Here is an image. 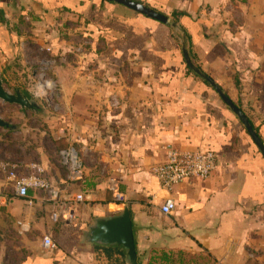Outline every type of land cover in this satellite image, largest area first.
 I'll return each instance as SVG.
<instances>
[{
  "label": "crops",
  "instance_id": "1",
  "mask_svg": "<svg viewBox=\"0 0 264 264\" xmlns=\"http://www.w3.org/2000/svg\"><path fill=\"white\" fill-rule=\"evenodd\" d=\"M134 1L176 26L108 0H0V78L22 61L24 44L35 45L52 58L61 108L41 116L43 130L26 125L22 108L16 121L0 112L12 126L0 128V264H111L105 249L114 248L128 264L122 248L87 238L97 219L124 207L136 264H264V156L182 54L184 46L264 143V0ZM58 140L76 149L81 179H67ZM27 147L33 162L20 153ZM168 147L212 150L215 169L162 189L152 167ZM2 163L18 175L42 166L65 201L82 194L73 220H52L63 209L41 202V191L17 196ZM166 198L170 215L159 208ZM45 235L55 248L43 246Z\"/></svg>",
  "mask_w": 264,
  "mask_h": 264
},
{
  "label": "built area",
  "instance_id": "2",
  "mask_svg": "<svg viewBox=\"0 0 264 264\" xmlns=\"http://www.w3.org/2000/svg\"><path fill=\"white\" fill-rule=\"evenodd\" d=\"M44 81L47 80L44 79ZM43 94L46 95L47 92L45 91ZM57 153L61 165L66 169L67 179H81L83 176L82 164L76 149L68 146L59 149ZM215 160L216 154L212 150H179L168 147L164 152V160L152 167V174L157 178L162 189L169 190L173 186L192 178L206 180L215 169ZM1 168L14 183L17 196L27 198L29 190L41 191L43 193L41 202L50 201L57 208L63 209L62 212L53 211L51 213L52 220H73V208L77 203L83 201L82 194L75 195L72 201H65L61 197L60 190L53 187L46 178L44 168L38 164L30 165V171L23 175H18L17 165L15 164L2 163ZM109 189L115 199L120 198L119 192L112 184L109 185ZM33 199L30 198L28 203L32 204ZM159 208L162 214L170 215L175 209V202L170 198H166ZM42 244L46 248H55L52 238L48 235L43 237Z\"/></svg>",
  "mask_w": 264,
  "mask_h": 264
},
{
  "label": "water",
  "instance_id": "3",
  "mask_svg": "<svg viewBox=\"0 0 264 264\" xmlns=\"http://www.w3.org/2000/svg\"><path fill=\"white\" fill-rule=\"evenodd\" d=\"M117 4L124 5L125 7L134 10L137 13L145 15L151 19L161 22L165 25L175 27L176 23L171 22L170 19L164 14L155 11L154 9L134 0H108ZM183 59L187 67L194 72L197 76L207 82L218 94L224 104L237 116L244 128L247 130L253 143L259 150L262 156H264V143L249 123L245 114L238 108L221 88L206 74L192 64L186 48H182ZM0 100L5 103H14L20 106V108H27L34 112H40L41 106L33 99L32 95L25 89L20 88L14 90V93L8 92L4 86L2 79L0 78ZM0 128H12L8 122L0 117ZM88 241L92 243H100L107 245H116L122 248L125 259L128 264H136V251L133 241V234L131 228V221L129 216V210L124 207L122 212L117 215L107 216L97 219L93 225L89 226Z\"/></svg>",
  "mask_w": 264,
  "mask_h": 264
},
{
  "label": "rangeland",
  "instance_id": "4",
  "mask_svg": "<svg viewBox=\"0 0 264 264\" xmlns=\"http://www.w3.org/2000/svg\"><path fill=\"white\" fill-rule=\"evenodd\" d=\"M24 45L25 50L22 61L20 60V62L15 66L14 69L9 70L7 73H4L5 75L3 76H5V78L3 79L4 81L8 82V85L10 83L13 88H25L32 95L33 99L43 108L42 114L33 112L32 110L27 108H23L25 114H28L29 116V118L24 119L26 125H31L32 129L34 128V130H43L47 128L48 124L41 119V116L47 115L53 117L55 115H58L60 112L61 108H59L58 106L60 87L57 84L55 75L51 73V66L53 65L51 63L52 58L47 55L46 51L35 47V45H31L30 43H26ZM76 46L79 47V45L77 44ZM73 51H75V54L79 53V49H74ZM74 61L76 60H73V62ZM33 72H35V74ZM44 79L47 80L50 85L46 89V95L43 94L39 89V83L40 81H44ZM3 86L8 92L14 93L15 89L13 90L11 88H8L9 86L7 87V84H5L4 82ZM18 108H20V106L17 104L4 103L0 106V112L2 114H5L9 120L16 121L19 120V118L15 116H19V114L21 115L22 113L20 110H18ZM48 133L49 131L47 132V134ZM28 140L30 141V143H32L33 139L28 138ZM29 147H31V144L29 145ZM29 147H27L24 151L20 150V153L25 154L26 157L33 162L35 161V157L31 151L32 149L30 150ZM1 153L2 156H5L7 154V152H5V149H3V152ZM86 158L89 160V162L95 161L94 155L90 153L88 155L86 154Z\"/></svg>",
  "mask_w": 264,
  "mask_h": 264
},
{
  "label": "trees",
  "instance_id": "5",
  "mask_svg": "<svg viewBox=\"0 0 264 264\" xmlns=\"http://www.w3.org/2000/svg\"><path fill=\"white\" fill-rule=\"evenodd\" d=\"M173 14L176 15L177 13L174 12ZM57 142L60 143L58 149L66 147L65 144L62 142V140H58ZM105 250L104 251L108 254L107 256L113 255L116 257L112 262H110L111 264H123L122 262L119 261L117 257V255L123 256L121 250L116 248L111 249L110 251L108 249Z\"/></svg>",
  "mask_w": 264,
  "mask_h": 264
},
{
  "label": "bare ground",
  "instance_id": "6",
  "mask_svg": "<svg viewBox=\"0 0 264 264\" xmlns=\"http://www.w3.org/2000/svg\"><path fill=\"white\" fill-rule=\"evenodd\" d=\"M48 86H49L48 81H40V83H39V89L43 93H45Z\"/></svg>",
  "mask_w": 264,
  "mask_h": 264
}]
</instances>
